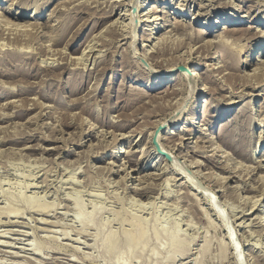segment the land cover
<instances>
[{"label":"rangeland","instance_id":"rangeland-1","mask_svg":"<svg viewBox=\"0 0 264 264\" xmlns=\"http://www.w3.org/2000/svg\"><path fill=\"white\" fill-rule=\"evenodd\" d=\"M137 1L0 0V23H31L37 31L29 48L19 47L22 57L15 61L26 64L29 75H12V66L0 65V264H264L259 213L244 211L237 196L205 175L214 172L234 181L240 177L238 183L242 180L255 190L263 186L264 170L257 171V162L264 163V80H249L259 72L258 64L264 69V63L257 62L264 56V6L257 0H155L133 18ZM24 4L30 7L25 10ZM153 7L158 11L149 14V21L161 19L154 26L171 20L172 25L184 24L185 31L168 33L173 30L168 27L151 42L141 38L133 50L125 46L128 39L114 48L101 47L110 31L130 37L134 28H146L149 24L143 21L149 16L140 18ZM174 8L183 10L177 22L165 18ZM238 20L246 30L226 37V49L237 61L235 69H226L216 46L210 50L216 58L211 61L201 45L224 36L220 27H233ZM204 25L203 30L214 32L199 33ZM65 26L67 37L55 42ZM160 35L169 36L170 45L154 61V52L164 50L156 46ZM7 36L0 38V64L16 50ZM92 44L96 47L86 56L85 48ZM195 66L202 68L206 87L209 76L217 80L206 89L203 101L196 92L198 78L188 79ZM169 70L170 77L162 75ZM160 76L166 81L163 91L176 88L182 93L169 100L147 90L157 97L152 105L165 101L163 106H149L146 92V103L128 104L127 98L137 97L136 87L145 90ZM196 98L202 104L193 129L191 107ZM205 112L208 122L199 123ZM182 114L187 121L170 132ZM210 137L216 144H227L235 163L257 170L239 176L226 166L221 153L212 152L214 147L206 142ZM257 149L260 154H255ZM191 163L198 166L190 167ZM257 192L251 196L264 199L262 190ZM74 197L91 214L85 224L75 219ZM25 198L49 210L27 204ZM134 216L148 229L147 242L137 248L126 243L124 234ZM165 232L185 243L174 249ZM110 234H115L112 243L106 242ZM113 243L118 248L112 254Z\"/></svg>","mask_w":264,"mask_h":264},{"label":"bare ground","instance_id":"bare-ground-1","mask_svg":"<svg viewBox=\"0 0 264 264\" xmlns=\"http://www.w3.org/2000/svg\"><path fill=\"white\" fill-rule=\"evenodd\" d=\"M74 1V0H73ZM161 1V0H160ZM162 1H165V0H162ZM184 2H186V1H188V0H183ZM213 1V0H212ZM261 1V2H260ZM262 1L264 2V0H257V1H255V2H257V4L259 5V6H264V3L262 4ZM155 2V0H152V1H150V0H138L137 1V3H136V8L134 9L136 12H134V14L132 13L130 16H134L133 18H136V16H135V14L137 13V14H139V17H140V15H141V13L143 12V11H145V10H147V9H149L150 8V6H151V4L152 3H154ZM221 2V1H220ZM253 3V2H252ZM148 4V5H147ZM226 4V3H225ZM86 5V4H85ZM220 5V4H219ZM223 5V4H222ZM83 6V5H82ZM81 6V7H82ZM108 6V5H107ZM181 6H184V4H182V5H180V7ZM201 6V5H200ZM23 9H28L30 6L28 5V4H24L23 6ZM35 7V6H34ZM77 7H80V6H77ZM77 7H76V9H77ZM221 7V6H220ZM228 7H230V6H228ZM227 6H224L223 8H228ZM252 8H253V6H251ZM113 8V7H112ZM256 8V7H255ZM80 9V8H79ZM251 9V8H250ZM158 10H157V8H155V7H153V8H151V10H150V12L149 13H147V14H144L141 18H140V20H142L143 19V17H148L149 16V14L150 13H152V14H155L156 12H157ZM182 9H180V8H174V9H171V10H168L167 11V13H166V15H165V18H167V17H170V18H172V21L174 20V21H176L177 22V20L179 19V18H181V14H182ZM81 12V11H80ZM83 12V11H82ZM113 13V12H112ZM130 13V12H129ZM35 16H36V12H35ZM138 16V15H137ZM153 16H149L146 20H142L144 23H147V24H149L148 26H146V28H144V27H142V28H140V26H138V28L136 29V28H134V31H132V33H130V37L129 36H127L126 34V37L124 36V33H123V35H121V34H119L116 30H113L114 32H116V33H114V32H112V31H110V33H109V39L107 40L106 39V41L107 42H105L104 40H105V38L104 39H102V46L101 47H109V48H114L115 47V45L116 44H119L120 45V43H122V41H125L126 39H128V42L125 44V46L127 45L128 46V48H127V50L129 49H131V50H133L134 49V45H135V42H137L138 40H140L141 38H148L147 39V41H149V42H151V38H153V35H159V34H161L163 31H166L167 30V28L168 27H172V29L173 30H171L170 32H168V33H172V31L173 32H175V33H179V32H181V31H183L184 29H185V25L184 24H179V22L178 23H176V24H174V25H172L171 24V20H167V21H165L166 22V25H162V24H157V26H154L155 25V23L154 22H156L157 20H161V19H158V18H156L153 22L152 21H149L151 18H152ZM14 19H18V17L17 16H14ZM78 19V18H77ZM75 20V19H74ZM117 22L119 23V21L117 20ZM220 22V20H217V23H219ZM115 24V23H114ZM117 24V23H116ZM115 24V25H116ZM205 24H207V23H205ZM33 25L34 24H25V25H21V24H18V23H12V21H5L3 24L2 23H0V38H4L5 37V35L7 34L8 36L6 37V39H8V43H10V44H12L13 46H15L16 47V50L13 52V53H11V59H9V60H6L4 63H2V64H0V65H3V67H10V66H12L13 67V69H15V73H13L12 72V75H23V77L24 76H27V75H29L28 73H26L25 72V68H24V66L26 65H23V64H15V61H17V58H19V57H22L21 56V54H20V52H21V49H19V47L20 46H26L27 45V47L26 48H29L30 47V45L32 44V43H34V41L36 40V38H37V31L35 32L34 31V27H33ZM69 25V24H68ZM67 25V26H68ZM111 27H116V26H114V25H110ZM126 26V25H125ZM32 27V28H31ZM64 27V26H63ZM66 27V26H65ZM130 27V26H129ZM128 27V28H129ZM132 27V26H131ZM204 27H205V25L204 26H202V27H200L199 28V33H201V32H203V34L202 35H209V34H211V33H213L214 32V30H207V31H205V30H203L204 29ZM67 28V29H66ZM66 28H64L63 30H62V32L60 33V34H56L55 35V38H54V41L55 42H57L58 41V39L60 40V39H63V38H65V37H67L66 35H68L67 33L68 32H70L69 30H68V27H66ZM117 28H118V26H117ZM111 29V28H110ZM131 29V28H130ZM220 29H222L223 31V33L222 34H224V36L223 35H221L220 37H218V39L216 40V41H211V42H205V44L204 45H201L202 46V48L204 49L203 51H205L206 53H207V59L208 60H211V61H213V60H216V58L211 54V52H210V50H211V48L213 47V45L214 46H216L219 50H220V52H221V54H222V56H221V59L223 58L224 60H225V62H226V64H225V66H226V69H235L236 68V66H237V61H236V59H234L233 58V56H232V54L226 49V47H228V44H227V38L226 37H235V36H238L239 34H241V33H243V31L244 30H246V29H243L242 28V22L241 21H237L236 22V24L235 25H233V27H227V26H225V27H223V26H221L220 27ZM38 30V29H37ZM121 30V29H120ZM249 30V29H248ZM185 31V30H184ZM6 32H8V33H6ZM38 32H39V30H38ZM111 32H112V34H111ZM124 32V31H123ZM163 33H165V32H163ZM162 33V34H163ZM10 34L11 35H13V38L10 36ZM111 34V35H110ZM161 36V35H160ZM24 37V39H22ZM29 37V38H28ZM241 37V36H240ZM25 38H28V40H26ZM237 38V37H236ZM246 38V37H245ZM121 39V40H120ZM155 39V38H154ZM203 39V38H202ZM234 39V38H233ZM237 39H241V38H237ZM5 40V39H4ZM156 42H157V47L159 48V49H161V47H162V49H164L165 47L167 48V45L169 44V42H170V37L168 36V37H166L165 35L164 36H161L160 38H156ZM53 41V42H54ZM61 41V40H60ZM93 41V40H92ZM99 41H101V40H99ZM235 41H237V40H235L234 39V42ZM94 42V41H93ZM92 42V43H93ZM91 43V42H90ZM88 44V43H87ZM97 44V43H96ZM172 44V43H171ZM170 45V44H169ZM168 45V46H169ZM11 46V45H10ZM86 46V45H85ZM126 46V47H127ZM96 46L94 45V44H92V45H87V47L85 48V50L87 49V50H89V52H88V54H86V56H89V54H90V52H92L93 50H94V48H95ZM99 49V48H98ZM175 49V48H174ZM178 49V48H177ZM125 50V49H124ZM126 50V51H127ZM13 51V50H12ZM96 51V50H95ZM110 51V50H109ZM108 51V52H109ZM123 51V50H122ZM173 51V50H172ZM218 51V50H217ZM262 51H264V48L262 49ZM11 52V51H10ZM9 52V53H10ZM26 52V51H25ZM85 52L86 51H83V54H82V57L81 58H77L78 59V61L80 62V60H83V57H85L84 56V54H85ZM125 52V51H124ZM168 52H169V50H168ZM100 53V52H99ZM125 53H127V52H125ZM155 54H153V60H154V58H159V56L161 57L162 55H164V53H165V49L162 51V50H160V51H158V52H154ZM62 54V53H61ZM95 54V53H94ZM145 54V53H144ZM144 54H142V53H139V52H137L136 51V55L138 56V57H140L141 59H146L145 57H147V56H145ZM152 54V53H151ZM10 55V54H9ZM99 55V54H98ZM123 55H125V54H123ZM128 55V54H127ZM130 55V54H129ZM128 55V56H129ZM147 55V54H146ZM166 55V54H165ZM171 55V54H170ZM170 55H168V56H170ZM6 56V55H5ZM167 56V55H166ZM94 57V56H93ZM150 58V57H149ZM148 58V59H149ZM171 58L173 59L174 57H172V55H171ZM5 59H7V58H5ZM29 59V58H28ZM27 59V60H28ZM76 59V58H75ZM121 59H123L122 57H121ZM170 59V58H169ZM205 59V58H204ZM238 59V58H237ZM1 60V59H0ZM74 60V59H73ZM86 60V59H85ZM159 60V59H158ZM157 60V61H158ZM167 60V59H166ZM165 60V61H166ZM175 60V59H174ZM75 61V60H74ZM77 61V62H78ZM155 61V60H154ZM163 61V60H162ZM169 61V60H168ZM239 61H241V60H239ZM29 62V61H28ZM82 62V61H81ZM257 62H262V63H264V56L261 58V59H257ZM19 63V62H18ZM27 63V62H26ZM28 64V63H27ZM61 64V63H60ZM84 64V63H83ZM128 64V63H127ZM126 63L124 64V65H127ZM87 65V64H86ZM216 65L217 64H214V65H212L213 66V68L215 69V67H216ZM107 66H108V64H107ZM106 66V67H107ZM128 66V65H127ZM261 65H259L258 64V69H259V72H257V73H254L253 74V78H250L251 80H249V81H252V80H259L260 78L262 79V80H264V69L262 68V67H260ZM197 67L198 66H195V67H193L192 68V72H190L189 74H188V79L189 80H192V78L193 77H197L198 78V82L196 83V92H197V94L198 95H201V98H200V100L201 101H203V97H204V95L206 94L205 93V91H206V89H211L210 87H211V85H213V86H215V85H217V80H214L212 77L213 76H209V78L206 80V82H207V84L209 85L210 84V87L208 88V87H206V85H204L203 84V81H201V80H203L204 78H203V73H202V68H200V69H198L197 70ZM224 67V66H223ZM2 68V67H1ZM37 69V68H36ZM11 70V69H10ZM216 70L218 71L219 70V67L218 68H216ZM225 70V69H224ZM12 71V70H11ZM231 71V70H230ZM235 71V70H234ZM256 71V70H255ZM9 72V71H8ZM33 72V71H32ZM36 72V71H35ZM171 70H169V71H167L166 73H162V75L163 74H166V77H170L171 76ZM219 72V71H218ZM30 73V72H29ZM230 73V72H229ZM38 74V73H37ZM31 75V74H30ZM32 76V75H31ZM158 78H160L161 80H159V81H157V83L155 84V83H152L149 87H147V88H145V90L144 89H139V87H136V90H138V92H136V93H138L137 94V97H136V99H134V100H130V99H126V100H129V102H128V104H130V106H133V105H139L140 103H143L144 101L143 100H145L144 99V95L145 96H148L147 98H149V100H150V105L149 106H151V107H156V106H163V104H164V102L165 101H159L158 103H156L155 105H152V103L154 104V102H155V100L157 99V97L155 96V97H151V94L153 93V92H148L149 90H153V91H155L154 93H156V94H160L159 95V97L158 98H163V97H161V95L162 96H164V98L165 97H168L169 98V100L171 99V98H174V97H178V95H180L181 93H182V90H178V89H176V88H172V91H169V89H166L165 91H163V89L164 88H167L166 86H165V84H166V81H164L163 80V76H160V77H157V79ZM260 79V80H261ZM172 81V80H171ZM156 82V81H155ZM171 82H168L167 84H170ZM260 84V83H259ZM244 86H252V85H248V83H244ZM75 87V86H74ZM174 87V86H173ZM212 88H214L215 89V87H212ZM77 89V88H76ZM148 90V91H147ZM224 90V89H223ZM213 91V90H212ZM146 92V93H145ZM207 92V91H206ZM145 93V94H144ZM150 93V94H149ZM17 95H19V94H17ZM168 98H166V99H168ZM35 100V99H34ZM172 101V100H171ZM170 101V102H171ZM123 102H126V101H123ZM167 102H169L168 100H166V103ZM144 103H146V102H144ZM201 104H202V102L199 104V99L198 98H196L195 100H194V105H192V107H191V111H192V113H191V115H192V123L190 124V125H192V127H193V129L195 128V121H193L196 117H197V111L199 110V108L201 107ZM125 105V104H124ZM141 106V105H140ZM134 107V106H133ZM230 108V107H229ZM228 108V110H230ZM160 109V108H159ZM227 110V111H228ZM155 111H156V109H155ZM224 112L222 115H219V117L217 118V116H216V118L217 119H213L211 122H210V126H214L216 123H218V120H219V118L221 119V118H223V116L225 117V115H227V113L228 112ZM244 111V110H243ZM155 113V112H154ZM131 114H129V116H130ZM133 115V114H132ZM132 115H131V118H132ZM149 115V114H148ZM154 115V114H153ZM159 115V114H158ZM147 116V115H146ZM150 116V115H149ZM207 116H209V114L207 113V112H205V114L203 115H201V117H200V119H199V123H205V122H208V119H207ZM127 117V116H126ZM215 117V116H214ZM130 118V117H129ZM138 119V118H137ZM130 120V119H129ZM189 120V119H188ZM128 121V120H127ZM131 121V120H130ZM187 121V118H185V116H184V114H182V115H180V116H178V118H177V120L174 122V127L173 128H170V132L172 131V130H174V129H176L177 128V126H179L178 128H181L184 124H185V122ZM191 122V121H190ZM180 124V125H179ZM127 128V127H126ZM154 128V127H153ZM142 129V128H141ZM93 129H92V127H90V131H92ZM135 130V129H134ZM191 131V130H190ZM193 131V130H192ZM86 134V133H85ZM189 134H191V133H189ZM90 136V135H89ZM86 137V136H85ZM169 138H171V137H169ZM211 138V137H210ZM166 139V138H165ZM217 139V138H216ZM167 140H169V139H167ZM213 137L211 138V139H209L208 141H206L207 143H211V146L210 147H214V148H212L213 149V151L212 152H214L215 154H216V152H218V153H221L222 154V156L220 157V158H224L225 159V162H226V166H228L229 168H231L232 170H234L235 172H237V173H239L240 175L239 176H241V174H243V173H246V175H249V174H252V173H254L255 172V169H256V167H255V169H252L253 167H251V166H249V165H244L243 163H235L234 161H233V158H231V155H230V153L228 152V149L227 148H225L226 146L225 145H227V144H216V143H214L213 141ZM81 141V140H80ZM79 141V142H80ZM212 141V142H211ZM169 142V141H168ZM222 143H224V140H223V142ZM226 143H228L227 141H226ZM146 144V143H145ZM240 149H241V147H240ZM247 152V147H243V155L245 154ZM261 153V151H259V149H257L256 151H255V154H260ZM225 155V156H224ZM241 155V154H240ZM242 155V156H243ZM129 156V155H128ZM224 156V157H223ZM245 156L249 159V155H247V153L245 154ZM245 156H243V157H245ZM114 157H116L115 156V154H114ZM250 158H251V156H250ZM262 159V158H261ZM138 160H140V159H138ZM209 161V160H208ZM264 161V160H263ZM127 162H129L130 163V161H127ZM126 162V163H127ZM261 162V161H260ZM125 163V164H126ZM258 163V167H257V171H263L264 170V163H259V162H257ZM194 164H196L195 166H198L197 164L198 163H191L190 164V167H193L194 166ZM120 167V170L122 171V172H126L125 171V169H121V166H119ZM217 167V166H216ZM136 170V169H135ZM237 170V171H236ZM133 171V170H132ZM140 171V170H139ZM247 171V172H246ZM206 176L207 175H210V178H212L213 179V181H215V183L216 184H218L219 185V187H220V189H224V190H226L227 191V189L228 190H230L235 196H237L238 197V201H239V204L240 205H242V207H243V209H244V211H245V209L247 210V211H249V212H252V213H256V212H258L259 213V215L257 214L256 216V218L258 219V225H259V227L262 229H260L259 230V232L261 231V234H262V237H263V239H264V211H263V208H264V199L262 198V199H260V200H255V196H251V193L252 192H257V190H255L253 187H250V188H246V183H243V181L241 180V183H238V181H239V178L240 177H237L238 178V181H234V178L233 177H229V176H224V175H218V174H216V173H208V174H205ZM264 175V174H263ZM209 177V176H208ZM126 180H130L131 178H130V176H129V174H126V178H125ZM32 180V179H31ZM263 180H264V177H263ZM131 181V180H130ZM31 183V182H30ZM29 183V184H30ZM231 183H234L233 184V187H229V184H231ZM263 186L261 187H259L260 188V190H258V192H261V190H262V194L264 195V183H261ZM249 187V186H248ZM150 188V187H149ZM262 188V189H261ZM257 192V193H258ZM243 193H246V195H241V194H243ZM26 200V201H25ZM25 203H27V204H30V205H33V206H36V207H38L39 209H43L44 211H45V209H48L49 207L48 206H46V205H44V204H40L41 202L40 201H32V200H30V199H28V198H25ZM42 200V199H41ZM74 203H75V205H76V207L78 208V210L76 211V216H75V219H77L79 222H81V223H83V224H85V223H87L86 221H90V217H91V214H89V213H87L82 207H81V205H80V203H79V199H78V197H74ZM150 204V203H149ZM140 205V204H139ZM32 208V207H31ZM35 210V209H34ZM49 210V209H48ZM48 210H47V212H48ZM37 211V210H36ZM9 212V211H8ZM10 212H11V210H10ZM42 212V211H41ZM246 213V212H245ZM248 214V213H247ZM100 215H102V214H100ZM99 215V216H100ZM244 215V214H243ZM250 215V214H249ZM94 217V216H93ZM94 220V219H93ZM147 221V220H146ZM100 223V222H99ZM89 224V223H88ZM104 224H106V222L104 223ZM131 225H130V229L129 230H126L125 232H124V234H125V241H126V243L128 244V245H130V246H132V247H134V248H137V247H140V245L141 244H143L144 243V245H145V241L147 240V238H148V229H147V223L145 222V221H143V220H139L137 217H132V221H131V223H130ZM52 225H53V223H52ZM86 228V227H85ZM103 228V227H102ZM161 229V228H160ZM155 230V229H154ZM152 231V230H151ZM176 232H177V229H176ZM152 233H153V231H152ZM166 233V235H167V238H168V240H169V243L168 244H170L174 249H177L178 247H181V245L183 244V243H185L184 241V239H180L176 234H170V233H168V232H165ZM260 234V235H261ZM115 235V234H114ZM114 235H112V234H110L107 238H106V242H108V243H112V241H113V238H114ZM158 235V234H157ZM3 236V235H2ZM105 236H107V234L105 235ZM115 239V238H114ZM184 240V241H183ZM103 242V241H102ZM114 242H115V240H114ZM147 242V241H146ZM117 243V242H116ZM157 243V242H156ZM159 244H161V243H159ZM7 245V244H6ZM120 246V245H119ZM171 246H170V248H171ZM149 247V246H148ZM147 247V248H148ZM117 248H118V246L115 244V243H113V244H111L110 245V247H109V249L111 250V253L113 254V253H117ZM159 249V248H158ZM39 250V248L37 247L36 249H35V251H38ZM143 250H144V248H143ZM191 250V249H190ZM103 251V250H102ZM135 251H136V249H135ZM151 251V250H150ZM182 251V250H181ZM134 252V251H133ZM180 252V251H179ZM35 253V252H34ZM103 253V252H102ZM109 253V252H108ZM119 253V252H118ZM137 253H138V251H137ZM172 253H175V252H172ZM181 253V252H180ZM141 254V253H140ZM155 254V253H154ZM138 256V255H137ZM143 257V256H142ZM173 257V256H172ZM169 258H170V256H169ZM171 259V258H170ZM114 262V261H113Z\"/></svg>","mask_w":264,"mask_h":264},{"label":"water","instance_id":"water-1","mask_svg":"<svg viewBox=\"0 0 264 264\" xmlns=\"http://www.w3.org/2000/svg\"><path fill=\"white\" fill-rule=\"evenodd\" d=\"M181 69V71H183L184 70V68L182 67V68H180Z\"/></svg>","mask_w":264,"mask_h":264}]
</instances>
